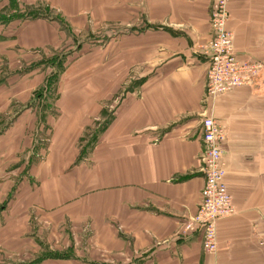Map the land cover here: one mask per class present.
Wrapping results in <instances>:
<instances>
[{"label":"crops","instance_id":"0c3cea01","mask_svg":"<svg viewBox=\"0 0 264 264\" xmlns=\"http://www.w3.org/2000/svg\"><path fill=\"white\" fill-rule=\"evenodd\" d=\"M43 1L73 30L95 19L128 28L113 53L66 68L38 117L44 73L10 78L9 59L58 48L65 33L50 17L0 22V264H264V71L205 97L198 47L212 37L215 0ZM229 13L239 57L264 63V0H230ZM205 114L226 132L236 208L219 220L216 253L185 230L202 202Z\"/></svg>","mask_w":264,"mask_h":264},{"label":"built area","instance_id":"2783aa9c","mask_svg":"<svg viewBox=\"0 0 264 264\" xmlns=\"http://www.w3.org/2000/svg\"><path fill=\"white\" fill-rule=\"evenodd\" d=\"M229 2L214 1L210 16L212 37L198 47L207 63L205 97L208 100H215L241 86L254 85L264 71L263 62L239 57L234 32L228 27ZM202 128L204 150L201 160L205 175L202 202L196 214L185 223V230L201 234L204 249L216 253L219 249V220L234 214L236 208L225 182L226 166L221 143L226 132L217 119L208 114L202 119Z\"/></svg>","mask_w":264,"mask_h":264},{"label":"rangeland","instance_id":"374dc122","mask_svg":"<svg viewBox=\"0 0 264 264\" xmlns=\"http://www.w3.org/2000/svg\"><path fill=\"white\" fill-rule=\"evenodd\" d=\"M1 1L2 0H0V4L2 3ZM57 11L56 6L43 0H6L4 6L0 7V22H6L9 19H12L11 21L17 20L16 22L28 21L40 15V17H50L61 23V30L65 33L66 39L59 46H56L58 48L52 47L37 52L27 50L26 61L22 59L19 53H17L18 58L16 57L15 60L13 57L9 59L10 70L7 74L10 75V78L17 74L25 73L27 76H30L32 80L37 78L39 81L40 79L37 76L42 75V72L44 73L46 80L45 86L39 89L42 92V97H40L41 99L38 98L37 95L39 91H36L35 99H33L35 113L37 114L38 112L37 116L41 111V104L52 103L54 105L56 102V93L59 91L58 86L61 84L63 71L66 68L73 66L74 68H80L81 59L89 56L91 53L96 56L97 48L100 47H106L105 51L107 55L113 53V45L109 43L114 42L113 40L118 37L119 32L126 31L128 28V26L127 28L124 26V29H120L118 23L114 22L112 19H95L90 24L88 23L84 29L73 30L71 25L72 18L67 17L60 9L58 12ZM11 53L14 55L12 50ZM19 59L20 64L15 62L17 60L19 61ZM18 65L19 68L17 67ZM53 105L48 104L47 107H52ZM17 116L18 114L16 115L14 112H11V115H9V123H14ZM37 121L41 124L45 122L44 119ZM43 233H47L46 229H43ZM65 237L68 236L66 231L63 230L59 240ZM18 259L19 257L10 256L9 258H5V261L11 264L23 263Z\"/></svg>","mask_w":264,"mask_h":264},{"label":"trees","instance_id":"16d2710c","mask_svg":"<svg viewBox=\"0 0 264 264\" xmlns=\"http://www.w3.org/2000/svg\"><path fill=\"white\" fill-rule=\"evenodd\" d=\"M38 17H40V15L38 16ZM33 18H37V16L36 17H33ZM4 22V21H3ZM7 22V21H6Z\"/></svg>","mask_w":264,"mask_h":264}]
</instances>
